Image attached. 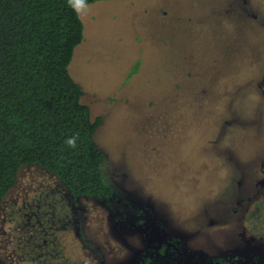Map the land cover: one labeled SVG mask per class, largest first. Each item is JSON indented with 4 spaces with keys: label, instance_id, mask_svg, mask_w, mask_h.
Masks as SVG:
<instances>
[{
    "label": "rangeland",
    "instance_id": "1",
    "mask_svg": "<svg viewBox=\"0 0 264 264\" xmlns=\"http://www.w3.org/2000/svg\"><path fill=\"white\" fill-rule=\"evenodd\" d=\"M87 6L68 72L102 119L94 141L118 199L73 198L47 169L22 165L0 205V264H132L142 236L115 218L135 214L131 203L187 249L223 254L238 239L228 197L261 175L264 0ZM255 214L263 221L247 228L264 234V206Z\"/></svg>",
    "mask_w": 264,
    "mask_h": 264
},
{
    "label": "trees",
    "instance_id": "2",
    "mask_svg": "<svg viewBox=\"0 0 264 264\" xmlns=\"http://www.w3.org/2000/svg\"><path fill=\"white\" fill-rule=\"evenodd\" d=\"M82 36L69 0H0V205L25 164L53 173L73 198L116 197L94 141L102 119L91 117L68 72ZM149 264L183 262L169 249Z\"/></svg>",
    "mask_w": 264,
    "mask_h": 264
},
{
    "label": "flooded vegetation",
    "instance_id": "3",
    "mask_svg": "<svg viewBox=\"0 0 264 264\" xmlns=\"http://www.w3.org/2000/svg\"><path fill=\"white\" fill-rule=\"evenodd\" d=\"M258 88L264 96V74L259 81ZM259 107L261 111H264V97L259 100ZM256 166L261 175L257 176L254 173L253 180L245 182L243 187H247V192L241 197L235 194L228 197L227 209L231 218L225 220L232 223L226 232L237 236L238 239L234 243L224 242L223 254L215 255L202 249H187L180 239L170 238L162 224L149 212L146 213L145 209L133 203L130 206L136 209L135 214L117 212L115 217L117 225L130 227L139 232L144 242L143 250L139 252L132 264H149L160 256L161 251L169 249L173 250L180 260L182 259L183 264L195 263V258L197 264H264V234L257 229L250 231L247 228V222L263 221L262 215L257 216L255 212L264 206L263 201L257 205L258 200L264 194V156ZM247 196L251 197L247 198ZM146 260H149L148 263Z\"/></svg>",
    "mask_w": 264,
    "mask_h": 264
},
{
    "label": "clouds",
    "instance_id": "4",
    "mask_svg": "<svg viewBox=\"0 0 264 264\" xmlns=\"http://www.w3.org/2000/svg\"><path fill=\"white\" fill-rule=\"evenodd\" d=\"M69 5L73 8V10L78 14H83L85 13L87 9V0H69ZM76 140L77 136H72L69 137L66 140V144L69 145L70 147H76Z\"/></svg>",
    "mask_w": 264,
    "mask_h": 264
}]
</instances>
